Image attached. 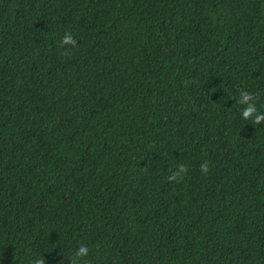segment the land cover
<instances>
[{"label": "trees", "instance_id": "1", "mask_svg": "<svg viewBox=\"0 0 264 264\" xmlns=\"http://www.w3.org/2000/svg\"><path fill=\"white\" fill-rule=\"evenodd\" d=\"M249 105L264 0H0V264H264Z\"/></svg>", "mask_w": 264, "mask_h": 264}, {"label": "clouds", "instance_id": "2", "mask_svg": "<svg viewBox=\"0 0 264 264\" xmlns=\"http://www.w3.org/2000/svg\"><path fill=\"white\" fill-rule=\"evenodd\" d=\"M64 45H72L75 47L76 45V40L73 38V36L70 33H65V35L61 39V46L63 47ZM65 55H70V52L66 51L64 53ZM250 94H246L244 96V100L247 101L251 99ZM242 118L245 120H253L255 124H260L262 121H264V115L259 114L256 107L254 105H249L246 109L242 111ZM208 163L204 162L200 165V171L203 173H207L208 171ZM188 171L187 166L185 165H179L177 170L175 171V174L170 176L168 179L169 180H177L179 178H182L184 174H186ZM89 249L87 246H80L78 248V255H81L83 257H86L88 255ZM33 264V261H32ZM35 264H46V260L43 257H40L39 260L35 262Z\"/></svg>", "mask_w": 264, "mask_h": 264}]
</instances>
